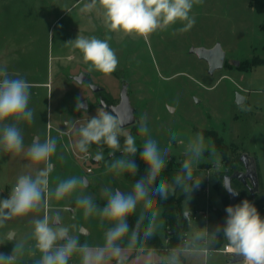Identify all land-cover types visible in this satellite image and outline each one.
<instances>
[{
    "label": "rangeland",
    "instance_id": "rangeland-1",
    "mask_svg": "<svg viewBox=\"0 0 264 264\" xmlns=\"http://www.w3.org/2000/svg\"><path fill=\"white\" fill-rule=\"evenodd\" d=\"M87 2L0 0V66L7 67L10 76L19 74L31 85L29 107L34 109V123L19 125L25 149L36 137L41 142L47 137L56 139L57 150L51 158L53 169L48 177L49 189L74 175L89 181L87 188H78L63 200L45 196L39 210L5 222V227L0 228V253L11 254L15 243L24 242V255L18 264H33L39 258L38 251L32 255L34 240L31 233L33 221L44 216L53 226H69L70 234L79 235L81 244L86 242L92 248L104 244V232L112 225L105 223L103 228L100 227L99 217L95 214L85 219L76 198L90 196L103 207L105 201L101 192L104 187L127 192L136 178L128 173L117 177L106 172V164L124 156L122 149L110 155L111 150L106 145L92 144L86 159L75 144L79 139L78 129L101 108L100 98L112 104L120 102L122 77L130 83L131 103L136 108V121L126 130L136 138L137 146L142 147L147 138L138 132L141 116L147 117L149 135L161 147L167 146L170 132L178 133V140L172 142L166 167L171 170L170 181L180 170L188 139L202 131L206 144L210 141L215 147L213 138L207 134L213 130L229 145V154L235 151L240 158L243 153H248L254 158L260 179L256 194L264 205V30L260 28L264 13L251 8L250 0H203L202 4L194 5L191 15L195 16L196 23L185 33L173 35L183 26L178 22L146 38L122 37L107 31L99 8L82 12ZM78 35L111 37L110 46L119 59L116 71L108 76L96 71L89 73L82 54L66 45ZM217 43L226 52L225 64L211 74L208 63L190 49L193 46L211 48ZM81 71L88 72V81L101 85L104 90L95 93L87 84L70 79V75ZM237 93L245 96L243 104L236 102ZM85 99L89 108L77 111V101ZM97 151L103 153L104 160L97 162L90 158ZM43 167V164L32 163L23 153L18 156L0 153V199L8 198L19 175L35 176ZM239 170H245L242 163ZM226 172L227 167L217 149L215 157L205 152L204 159L194 167V178L201 179V184L191 193L190 199L184 198L182 206L184 210L189 208L191 213L207 210L209 217L207 221L203 218L193 220L184 234L205 228L212 231L217 225L216 210L225 204L220 187H224ZM234 186L244 192L246 198L250 197L243 184ZM182 194L181 189L175 190V196ZM154 199L164 219L162 206L156 197ZM248 201L255 203V200ZM142 211L144 209L138 206L135 215L139 217ZM56 215L59 224L54 223ZM144 222L147 225V218ZM82 229L87 233H82ZM168 229L165 221V227L156 232L162 241V250L147 242L161 255L171 248ZM132 230L129 225V235ZM11 234L15 238L10 240ZM119 243L126 247L128 236ZM222 248L214 249L206 261L194 262L189 258L184 264H229L230 255L222 252ZM127 254L129 264H142L134 259V253ZM69 264H80L79 253L73 255Z\"/></svg>",
    "mask_w": 264,
    "mask_h": 264
},
{
    "label": "clouds",
    "instance_id": "clouds-1",
    "mask_svg": "<svg viewBox=\"0 0 264 264\" xmlns=\"http://www.w3.org/2000/svg\"><path fill=\"white\" fill-rule=\"evenodd\" d=\"M202 3L203 0H88L81 11L91 12L99 8L108 32L122 37L146 38L178 22L183 26L177 28L173 35L191 30L196 23L195 16L191 15L192 9L194 5ZM110 39L78 35L66 45H71L82 54L89 73L96 71L108 76L116 71L119 64L116 52L110 46ZM30 89L31 85L24 77L19 74L10 76L7 67L0 66V153L12 156L23 153L32 163L44 165L35 176L19 175L8 198L0 199V228L5 227V222L10 219L39 210L45 196L54 197L57 201L63 200L78 188H87L89 183L87 178L74 175L60 180L54 189H49L48 177L53 169L51 158L56 153L57 141L47 137L41 142L36 137L25 149L24 136L19 127L21 123H34V109L29 107ZM81 109L86 110V105L77 101L76 110ZM106 109L102 106L94 117L78 129L76 149L85 154L86 159L89 158V147L92 144L106 145L111 150L110 155L122 149V158L105 165L106 172L117 177L124 173L135 176L138 167L132 158L139 151L146 174L136 180L127 192L120 188L104 187L101 192L105 201L103 207L98 206L90 196H77L75 202L83 209L85 219L95 214L99 217L100 227L103 228L105 223L112 225L104 232V244L100 247L92 248L86 242L81 244L79 235L70 234L69 226H53L47 216L35 219L31 233L34 240L32 255L35 256L38 251L40 256L33 264H69L77 253L80 255V264H111L112 261L115 264H129V252L134 253V259L142 261V264H184L189 258L194 262L206 261L212 255L214 246L219 243L221 234L226 240L225 247L240 258L237 264H264V219L247 199L235 206L226 207L224 224L216 225L212 231L205 228L180 234V243L170 248L165 255L149 247L147 241L165 227V220L161 218V210L155 206L154 197L167 200L179 188L190 199L191 193L201 184V179L194 178V167L204 159L205 152L215 157L216 149L210 141L206 144L202 131L195 133L184 144L185 158L179 172L171 181L159 179L157 182L167 167L172 142L178 140V133L170 132L167 146L161 147L149 135L147 117L141 116L138 132L147 138L143 140L142 147L138 148L136 138L126 130V125L131 121L119 118L113 109ZM179 142L184 143L182 140ZM90 158L99 162L104 160V155L97 151ZM225 188L229 194L238 195L230 187ZM138 206L144 211L137 220V228L129 235L128 219ZM145 212L148 213L147 217ZM146 218L148 223L141 234L139 227ZM183 218L189 224L192 223L189 208L183 212ZM125 236H128V243L122 247L119 242ZM8 238L11 240L15 237L9 235ZM24 251V242L15 243L11 254L0 253V264H18Z\"/></svg>",
    "mask_w": 264,
    "mask_h": 264
},
{
    "label": "trees",
    "instance_id": "trees-1",
    "mask_svg": "<svg viewBox=\"0 0 264 264\" xmlns=\"http://www.w3.org/2000/svg\"><path fill=\"white\" fill-rule=\"evenodd\" d=\"M250 6L256 12L264 13V0H250ZM260 28L262 30H264V21L260 24ZM254 65L255 64L253 63V66ZM207 134L213 138L214 143H215V148L220 152V154L222 156V160L224 161V163L227 167L226 174L231 175L234 172L239 171V165L242 162L240 161V158L235 153V151H233L232 154L228 153L229 145L224 143L223 139L218 135V133L216 131L210 130ZM137 147L139 148V146H137ZM232 147H235V146L232 145ZM234 153L236 155H234ZM132 159H135V161L137 163L138 170L135 174V178H136V180H138V179L142 178L143 176H145L146 169H145L143 162L139 158V151H138L137 155L135 157H133ZM170 177H171V170L169 168H166L164 170V172H162L161 177L158 178L157 182H159V179H165V180L170 181ZM232 183H233L234 188H235L234 185L243 184L241 181H239L237 179H233ZM243 186L249 192L250 197L246 198L244 196V192H242L241 190H237L239 192V195H240L239 199L241 200V198H244L247 200H249V199L255 200L254 206L257 208V211L259 212L261 218L264 219V205L262 203L263 200L261 198H259L257 196V194H255V196H253L251 194L249 188L246 185L243 184ZM220 189H221V192L225 196V204H224V207L216 210V224L217 225H223L224 224V222L226 220V216H227L225 209H226V207L229 206V202H230L229 201V195L225 189V186L224 187L221 186ZM156 198L158 199L159 203L162 206L163 217H164V219L168 225V228H169L167 231L168 236H169V246L171 248L175 247L178 243H180V240L178 239L179 235L182 233H185V231L189 227V223L187 221H185L183 218V212L185 210L183 209L182 201L184 200L185 195L182 194L179 197H177L174 194H171V195H169L167 200H162L158 196H156ZM191 216H192V213H191ZM138 219H139V217L137 215H135V213H134L132 216L129 217L128 224L133 229H136ZM146 226H147L146 223L143 221V223L139 227V231L141 232V234L143 233ZM147 242L149 243V245H151L152 247H154L156 249L160 250L162 248V241H161V239L157 233ZM225 244H226V240L224 239V237L221 234V237L219 238V243H217L214 246V249H219V248H221V246H224Z\"/></svg>",
    "mask_w": 264,
    "mask_h": 264
},
{
    "label": "water",
    "instance_id": "water-1",
    "mask_svg": "<svg viewBox=\"0 0 264 264\" xmlns=\"http://www.w3.org/2000/svg\"><path fill=\"white\" fill-rule=\"evenodd\" d=\"M191 53L196 54L200 59L205 60L209 65V72L213 74L215 71L222 69L225 64L226 52L224 51L222 45L220 43L215 44L211 48L207 47H200V46H193L190 49ZM70 79L78 82L79 84H87V86L95 93H99L104 90V87L97 83H93L88 81L89 73L85 71H81L79 74L70 75ZM122 87L120 93V102L116 104H107L103 99V105L100 102V105L107 108L106 110L113 109L115 113L119 116V118L123 120H130L131 122L126 125L130 126L133 125L136 121V108L131 103V98L129 94V81H127L124 77L121 78ZM245 101V96L241 93H237L236 102L238 104H243ZM86 105V109L89 108L88 100L82 101ZM240 161L244 165L245 170H239L234 172L233 174L229 175L226 174L224 177V185L230 187L232 190L237 191L233 187V179H237L241 181L244 185L248 186L251 194L255 196L259 189L260 179L257 171V165L253 157H251L248 153H243L240 157ZM251 184V185H250ZM89 185V183H88ZM226 189V188H225ZM229 195V206H235L239 201V192L238 195H231L229 194L228 190L226 189ZM2 191L0 190V195ZM245 200V199H244ZM55 224H59L60 220L58 215H56ZM82 233L86 234L87 231L82 229ZM12 235V234H11ZM240 258L235 256L233 253L230 254L229 257V264H237Z\"/></svg>",
    "mask_w": 264,
    "mask_h": 264
},
{
    "label": "built area",
    "instance_id": "built-area-1",
    "mask_svg": "<svg viewBox=\"0 0 264 264\" xmlns=\"http://www.w3.org/2000/svg\"><path fill=\"white\" fill-rule=\"evenodd\" d=\"M208 217H209V212L207 210H201V211H196V212L192 213V219L193 220H198L199 218H203L207 221ZM225 245L223 246L221 251L230 255L232 252L227 247H225Z\"/></svg>",
    "mask_w": 264,
    "mask_h": 264
},
{
    "label": "flooded vegetation",
    "instance_id": "flooded-vegetation-1",
    "mask_svg": "<svg viewBox=\"0 0 264 264\" xmlns=\"http://www.w3.org/2000/svg\"><path fill=\"white\" fill-rule=\"evenodd\" d=\"M103 98H100V102H101V100H102ZM107 104H112V103H110V102H108V101H106L105 99H103ZM99 104V103H98ZM100 105V104H99ZM100 107H102L101 105H100ZM248 187V186H247Z\"/></svg>",
    "mask_w": 264,
    "mask_h": 264
}]
</instances>
